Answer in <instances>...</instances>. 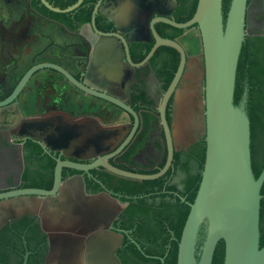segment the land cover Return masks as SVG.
<instances>
[{"label":"flooded vegetation","instance_id":"1","mask_svg":"<svg viewBox=\"0 0 264 264\" xmlns=\"http://www.w3.org/2000/svg\"><path fill=\"white\" fill-rule=\"evenodd\" d=\"M134 1L138 4L139 22L130 26L125 22H114L113 19L130 18L126 11L129 8L127 1L104 0L102 8L107 14L102 15L106 23L96 25L105 34L130 35L127 43L129 55L123 42H115L109 37L106 38L109 41L103 42L105 37L97 35L90 24L74 31L56 22L60 28L55 36L44 27L39 29L32 25V29L28 24L21 34L23 39L9 42V52L6 43L0 45V74L16 76L10 88L0 86V95L12 93L24 74L33 67L51 63L64 69L63 72L38 69L18 99L0 109V194L26 189L51 191L60 164L59 190H77L80 197L83 190L90 198L106 193L123 205L109 230H104L95 218L90 222L81 216L76 224H68V227L56 221L52 215L46 214V206L52 204L48 197L0 200V264H24L26 260V264H100L92 257L89 244L97 235L106 232L122 237L116 252L121 264H156V260L164 264L157 243L146 242L150 235L159 238L161 233L146 232L142 227L146 222H155L153 212L149 211L148 215L139 212L135 216L126 214L130 203L122 200L124 196L129 197L123 194L124 190L133 188L145 194L146 188L141 185L136 188L123 180L127 178L95 165L99 158L112 156L108 162L117 169L136 174H157L165 166L162 167L164 157L167 161L159 109L163 94L170 86L164 90L173 55L159 47L148 62L140 64L155 44L150 32L151 21L160 13L164 16L171 13L173 19L177 5L172 9L169 0H146V6L142 0ZM28 8L37 14L31 7V0ZM37 16L50 21L42 15ZM143 17L147 22L141 21ZM0 20L8 24L2 17ZM158 24L164 23H156L155 29ZM246 27L248 36L264 38V0H248ZM101 48L109 51L108 57L101 59L96 55ZM189 63L190 58L183 79H187L188 85H199L197 90L203 94L204 82L199 81L203 63L197 65L195 60L190 66ZM63 74H70L93 91L118 99L137 115L138 122L132 112L85 92ZM33 81L35 83L31 86ZM244 102L246 105V100L241 103ZM176 111L173 96L167 106V114L171 117L168 123L172 128ZM191 130V141L181 140V148L177 147L174 136L175 152H188L204 141L197 136L199 127ZM123 144L124 148L115 154ZM169 171L165 187L177 185L183 193L181 169L172 162ZM77 179L82 182L69 183ZM181 193L174 192L185 201ZM90 202L86 205L89 203L93 208L94 204Z\"/></svg>","mask_w":264,"mask_h":264},{"label":"water","instance_id":"2","mask_svg":"<svg viewBox=\"0 0 264 264\" xmlns=\"http://www.w3.org/2000/svg\"><path fill=\"white\" fill-rule=\"evenodd\" d=\"M103 1L100 0L96 4L90 26L94 28L97 35L105 37L102 39L103 42L109 41L106 39L108 37L113 38L115 42H123L129 55L127 43L130 35L127 33L105 34L97 29L98 14H107L103 12ZM126 1L129 7L126 11L129 12L130 18H124V20L118 18L119 20L113 19V21L125 22L127 25L139 22L138 4L134 0ZM145 1L142 0L141 3L146 6ZM169 1L171 8L174 9L177 5L176 0ZM41 2L52 12L69 13L79 8L84 0H78L76 4L66 9L54 7L47 0H41ZM247 12L248 0H232L227 19L224 20L223 0H198L195 14L187 22L174 21L170 16L171 13L165 16L160 13L152 20L150 32L155 44L140 65L148 62L159 47H169L180 54L177 72L169 88L163 94L159 109L168 151L166 164L157 174H136L117 169L108 162L109 157L112 156L99 158L95 164L127 179L157 180L163 177L172 165L176 151L174 136L178 135L179 139L191 141V129L200 128L197 136L204 138L206 143L204 169L196 197L193 203H189L190 211L178 245L177 264H212L216 247L220 241L225 243L223 264H264V246L260 247L261 200L263 199L261 191L264 185V169L256 178L252 168L251 124L245 102L240 105L234 104L239 60L246 36L249 34L246 27ZM141 21L147 22L144 17ZM156 23H164L176 29L186 30V32L194 27L198 30L203 57L199 79L204 82L202 95L196 92L199 85L195 86V84L192 87L193 92H189L191 85H188L187 79H183L189 61L186 49L178 40L162 38L155 29ZM96 55L103 59L109 56V51L101 48ZM40 68L64 71L63 68L51 63L33 67L27 74H24L11 95L0 101V109L10 106L18 99L22 90L34 76L33 73ZM106 69L108 70V67ZM63 75L85 92L132 112L118 99L85 87L70 74ZM110 75L115 76L116 74ZM173 96L177 107L176 130L175 124L172 128L167 120V106ZM182 98L187 101V104L189 102L192 104L182 109L180 105ZM134 115L138 122L137 115ZM124 146L125 144L115 154L120 152ZM60 167L59 164L53 190H20L0 194V200L7 198H19L20 200L29 196L48 197L52 204L46 206V214L52 215L53 219L64 223L65 226L76 224L81 219L80 217L84 216V219L87 218L88 221L95 218L99 221V226H103L104 230H109L113 221L123 210L120 201L106 193L90 198L84 194L83 190L80 192L82 197L78 195L77 190H59ZM76 167L87 169V167ZM76 182L81 183L82 180L69 181L71 185ZM90 201L94 204L93 208L89 203L86 205ZM203 226H205V236L200 246L199 239ZM121 243L122 237L117 234L100 233L90 242L89 250L92 257L100 264H121L116 256ZM90 261L94 262L92 259ZM26 263L27 260L24 264Z\"/></svg>","mask_w":264,"mask_h":264},{"label":"trees","instance_id":"3","mask_svg":"<svg viewBox=\"0 0 264 264\" xmlns=\"http://www.w3.org/2000/svg\"><path fill=\"white\" fill-rule=\"evenodd\" d=\"M51 5L60 9H66L77 3L78 0H47ZM99 0H84L82 5L76 10L69 13H55L45 7L41 0H31L32 9L46 19L57 22L68 29L78 31L83 25L90 24L94 8ZM232 0H223L224 20L230 9ZM198 0H177V10L173 20L178 23L189 21L195 14ZM106 23L105 17L98 14L96 25ZM195 28V27H194ZM156 30L162 38L178 40L186 30L176 29L165 24L156 25ZM163 51L170 52L173 55L170 65V74H167L164 90L168 88L172 82L179 63L180 54L169 47H163ZM11 92L1 94L0 101L5 100ZM246 100V112L251 124V155L252 168L255 177L258 178L264 169V38L246 36L243 44L236 79V88L234 96V104L240 105ZM147 101V99H145ZM167 120L170 123L171 117L167 114ZM164 138V134H163ZM206 155V143L194 145L188 152L177 151L174 154L173 166H178L183 174L181 180L184 186V192L181 193L177 185L165 187V177L153 181H136L125 180L126 183L133 184L136 188L139 185L146 188V193L133 188L123 191L125 196L123 201H129L130 206L126 211L135 216L136 213H145L149 211L154 214V223L146 222L144 230L146 232L159 231L160 237L149 236L146 238L147 244L157 243L161 252L159 255L164 260V264H177L178 245L182 235V231L187 220L190 207L189 203H193L202 179ZM166 163V157L163 159L162 167ZM159 169L157 170V172ZM174 192L181 193L185 201L177 197ZM149 193L152 195L147 196ZM261 194V220H260V247L264 246V185ZM158 199V200H157ZM149 200H152L150 202ZM205 236V226H203L200 234L199 245L203 244ZM225 257V243L220 241L216 247L213 263L223 264ZM156 264H161V260H156Z\"/></svg>","mask_w":264,"mask_h":264},{"label":"rangeland","instance_id":"4","mask_svg":"<svg viewBox=\"0 0 264 264\" xmlns=\"http://www.w3.org/2000/svg\"><path fill=\"white\" fill-rule=\"evenodd\" d=\"M28 2L29 0H0V17H2L8 23V24H4L3 21L0 20V45L6 43L7 44L6 47L8 50L7 52H9L10 50V43H9L10 41L15 39H23L22 38L23 35L21 34L23 33V30L26 29V25L28 23L31 24L32 29L33 26L39 29H42L44 27L46 30H49V32H51L53 36L58 35L57 27L53 26L48 21H44L40 18L33 17V14L31 12L28 13V9H27ZM10 13H12L11 14L12 17H10ZM22 24L24 28L23 30H21ZM178 41L184 46L190 58L189 66L191 65V62L194 60L197 65L203 63L201 38L196 28L187 31L180 39H178ZM1 69L2 68L0 67V70ZM13 75L14 74H0V86H2L4 89L10 88L16 80V76L14 77ZM187 77H189V75H187ZM40 78L44 79L45 77H40ZM34 83L35 81L31 83V86ZM193 85L194 84H191V87H189L190 88L189 92L191 91L193 92L192 90ZM196 92L198 93V95H202V93L199 90H196ZM86 99L90 100L89 98ZM176 126H177V122H175V130H176ZM177 136H176L177 147L181 148L182 143L180 141L184 139H179Z\"/></svg>","mask_w":264,"mask_h":264},{"label":"crops","instance_id":"5","mask_svg":"<svg viewBox=\"0 0 264 264\" xmlns=\"http://www.w3.org/2000/svg\"><path fill=\"white\" fill-rule=\"evenodd\" d=\"M27 9H28V13L31 12V13L33 14V17H35V18H39V17L37 16V14H35L34 12H32L28 7H27ZM26 16H27V15H26ZM40 19H41V18H40ZM48 22H50V24H52L53 26H55V27H57V28H60L59 25L56 24V22H52V21H48ZM28 24H29V23H28ZM28 24H27V25H28ZM27 25H26V28H27ZM23 29H24V28H23V24H22V26H21V30H23ZM24 30H25V29H24ZM21 33H22V32H21ZM21 33H20V34H21ZM199 79H200V78H199Z\"/></svg>","mask_w":264,"mask_h":264},{"label":"bare ground","instance_id":"6","mask_svg":"<svg viewBox=\"0 0 264 264\" xmlns=\"http://www.w3.org/2000/svg\"><path fill=\"white\" fill-rule=\"evenodd\" d=\"M184 97V96H183ZM187 101L184 99V98H182L181 100H180V105H181V107H182V109L184 108L185 109V107H189V104H187L186 103Z\"/></svg>","mask_w":264,"mask_h":264}]
</instances>
